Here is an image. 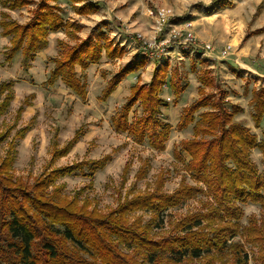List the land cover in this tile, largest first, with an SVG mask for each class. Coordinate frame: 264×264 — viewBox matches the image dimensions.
Here are the masks:
<instances>
[{
    "label": "rangeland",
    "instance_id": "374dc122",
    "mask_svg": "<svg viewBox=\"0 0 264 264\" xmlns=\"http://www.w3.org/2000/svg\"><path fill=\"white\" fill-rule=\"evenodd\" d=\"M29 1L21 8L9 9L3 7L0 0V19L1 12L7 11L11 19L21 24L28 23L41 0ZM89 1L98 3L99 9L89 14H80L76 12L74 5L81 3L73 5L67 0H60L64 19L79 24L81 29L75 31L69 28L55 34L50 33L48 46L38 53L29 69L23 67L20 56L11 62L4 61V52L10 46V37L2 36L0 26V83L15 81V98L8 111L0 117V132H6L13 127L0 146V163L6 156L11 141L15 142L17 159L14 161L12 173L15 178H23V183L30 189L35 181L50 172L47 171L49 166L57 168L82 161L90 163L110 156L103 169L91 174V169L86 165L83 171L60 177L55 183L61 186L58 199H64L65 202L73 204L76 211H84L87 215L90 212L94 215H106L120 203L136 195L147 196L155 192L174 195L183 187H201L200 192L183 198L177 205L169 206L160 215L143 209L129 215L130 223L136 218L141 220L140 227L150 239L161 241L169 236L182 235L175 228L181 219L195 214L208 215L213 209L221 210L209 186L198 181L188 170L190 155L180 150L181 141L195 138V123L192 122L181 130L177 126L184 108L201 96L199 88H205L203 95L215 93L216 99L222 97L220 90L224 91L226 107L230 111L233 105L242 109L233 121L256 135L258 142L263 137L264 116L260 125L256 126L251 115L254 111V92L264 94V0ZM220 1L221 5L224 2L230 5L212 6ZM183 17L189 20L180 22L179 19ZM102 21L107 22L104 29L114 45L125 48L124 55L120 57L125 56L128 60V65L126 63L124 67L133 65V60L137 63L144 58L147 63L141 70L145 72L151 69L155 71L167 60L170 63L169 71L174 74V82L182 90L176 96L171 86L166 85L161 94L166 105L160 118L173 126L164 149L152 147L148 137L140 142L127 131L115 129L113 118L127 101L131 88L128 97L117 98L116 94L103 102L100 96L109 80L116 74L106 80L107 84L103 89L107 73H113L117 69L116 62L113 67L104 68L107 72L92 83L87 80L86 73L97 76L101 68L94 66L87 68L86 72L80 66L77 67L80 77L88 83L86 101L74 93L61 78L53 86L46 82L55 66L54 59L68 46H74L86 39ZM84 28L89 29L86 37L81 36ZM103 56L108 58L105 53ZM138 74L141 75L140 72ZM137 75L134 84L137 82ZM133 76L134 73H130L127 79L132 80ZM204 78L213 79L214 84L204 85ZM150 82L151 80L142 82L141 76L139 83L148 85ZM26 97H29L30 104L25 105L24 112L17 119V110L24 104ZM207 110L213 111L214 108L208 105L200 111ZM143 114L144 107L139 102L130 113V122ZM195 119L199 120V113ZM28 124H32L33 128L24 138L18 137L17 130ZM79 128H83L80 140L67 155L51 165L54 141L57 140L60 147L65 146ZM216 134L219 137L221 130L217 129ZM176 150H180V157L176 156ZM249 156L259 173L263 174L264 155L261 148L254 147ZM20 186L23 187L22 184ZM53 188L54 184L48 191L51 192ZM19 191L11 193L7 198L5 191L0 193V204L3 205L0 207L4 209L0 214V247L4 246L5 249L0 251L2 264H11L9 257L16 255L8 245L11 238L5 223L9 218L8 210L14 207L13 200L18 203L24 201ZM2 198L5 199L4 202H1ZM25 203L29 212L38 219L40 227L63 230L60 223H54L53 219L45 217L44 213L29 202ZM237 205L242 209V216L231 219L238 224V232L229 239L228 245L240 244L247 255V264H263L264 262L256 258L257 248L247 241L245 232L252 219L257 225L264 227V209L261 204L251 201L237 202ZM215 219L214 226L225 223L229 218ZM207 223L208 219L204 218L202 224H205V228ZM54 237L62 240L63 247L72 256L94 261L91 254L93 252L65 239L63 235L54 234ZM38 239L40 238L37 236L36 240ZM111 240L115 243L118 239L114 237ZM118 247L125 255H136L139 261L143 258L137 249L125 247L123 244ZM163 257L167 258V254ZM223 260L225 264H236L237 258L228 250L225 251ZM202 261V258L187 257L181 264H202Z\"/></svg>",
    "mask_w": 264,
    "mask_h": 264
},
{
    "label": "trees",
    "instance_id": "16d2710c",
    "mask_svg": "<svg viewBox=\"0 0 264 264\" xmlns=\"http://www.w3.org/2000/svg\"><path fill=\"white\" fill-rule=\"evenodd\" d=\"M67 1L73 5L81 3L74 5L76 12L80 14H89L99 9L98 3L89 0ZM29 2V0H1L2 6L9 9L21 8ZM59 2L60 0H41L30 21L25 24L11 19L7 11L1 12V34L10 37V46L4 52L5 62H11L16 54L21 52L22 65L25 69H29L37 53L48 46L50 33L69 28L75 31L81 29L79 24L64 19L63 8ZM217 4L221 5V1L212 6L215 7ZM227 5L230 4L224 2L221 6ZM179 20L185 22L189 18L183 17ZM106 23L102 21L97 24L86 39L74 46H68L54 59L55 66L46 81L49 85H55L61 78L83 101L88 99V83L80 77L77 67L86 70L92 64L100 62L104 53L109 59L120 58L125 53L124 47L114 45L110 40L104 29ZM146 63L147 59L144 58L120 69L109 80L100 100L106 102L123 79L130 73L139 72ZM169 67L168 60L161 63L155 69L148 85L139 83L141 75L138 74L137 82L131 87L130 96L122 105L118 115L113 118V125L117 131H127L140 142L148 137L150 145L155 149H164L173 128L170 123L160 118L166 105L161 97L164 87L170 85L176 96H179L182 90L174 82V74L170 73ZM213 81V79H203L204 85L212 86ZM14 85V80L0 83V117L8 111L15 98ZM199 91L201 96L184 108L177 126L181 130L192 122L195 123V138L181 141L180 150L190 155L188 170L198 181L209 186L221 210L213 209L208 215L195 214L181 219L176 223L175 228L179 229L182 235L169 236L161 241L150 239L140 227L141 220L136 218L130 223L129 215L141 209L151 210L160 215L169 206L177 205L183 198L200 192L201 187H183L174 195L157 192L147 196L136 195L120 203L115 210L106 215H94L91 212L87 215L83 213L84 211L80 210L82 213L76 211L77 208L64 199H58L61 186L55 183L60 177L83 171L86 165L91 169V174L103 169L110 156L90 163L82 161L57 168L49 166L47 171L50 172L27 189L23 178H15L12 173L17 151L15 142L11 141L6 156L0 163V193L5 191L7 198L11 193L20 190L18 193H21L24 201L18 203L17 200H13L14 207L8 210L9 218L5 223L11 238L8 245L16 253L15 256L9 257V262L11 264H144V262L181 264L185 258L191 257L202 258V264H225L223 255L229 250L236 256V264H247V255L242 246L236 243L228 245V242L238 232V224L231 219H239L242 216V209L237 202L259 203L264 209V173H259L249 156L254 147L261 148L264 155V131L261 141L258 142L256 135L241 124L235 123L233 119L242 109L233 105L230 111L226 107L227 101L223 99L226 95L224 91L220 90L219 94L222 97L218 99L215 98V93L203 95L202 93L205 92L203 86ZM252 101L254 111L251 116L256 126H259L264 116V94L254 92ZM139 102L144 107L145 114L130 122V113ZM29 104V97H26L24 104L17 110V119L21 117L25 105ZM208 105L214 110L200 111ZM197 113L199 120L195 119ZM11 128L13 127L6 132H0V146L9 136ZM32 128V124L25 125L17 130V136L24 138ZM217 129L221 130L219 137L216 134ZM82 135L83 128H79L74 137L63 147H60L59 142L55 140L50 164L53 165L57 159L67 155ZM208 136L212 137L208 139L206 138ZM180 150H176L177 157H180ZM6 183L13 187H9L10 185ZM21 184L23 187L20 186ZM53 184L54 188L49 192ZM4 201L5 199L2 198L1 202ZM25 202H29L44 213L45 217L53 219L54 223H60L63 230L40 227L38 219L29 212ZM0 209L1 214L4 209L1 207ZM216 217L229 219L214 226ZM204 218L208 219L207 228L202 224ZM245 233L247 241L257 248L256 258L264 262V227L257 225L252 219ZM54 234L63 235L65 239L93 252L91 254L94 261L72 256L63 247L62 240L54 237ZM37 236L40 239L36 240ZM114 237L118 239L115 243L111 240ZM120 244L139 250L142 260L139 261L138 256L130 255L128 252L126 255L123 254L118 247ZM1 250L5 251L4 246L0 247ZM165 254L167 258L163 257ZM0 264H2L1 260Z\"/></svg>",
    "mask_w": 264,
    "mask_h": 264
},
{
    "label": "crops",
    "instance_id": "0c3cea01",
    "mask_svg": "<svg viewBox=\"0 0 264 264\" xmlns=\"http://www.w3.org/2000/svg\"><path fill=\"white\" fill-rule=\"evenodd\" d=\"M59 32V31H58ZM58 32H54V34L55 33H58ZM89 34V29H86V28H84L83 30H82V32H81V36L82 37H86L87 35ZM45 50V49H44ZM41 51H43V50H41ZM40 51V52H41ZM39 53V52H38ZM38 53H37V55H38ZM37 55H36V57H37ZM19 56L22 58V53L21 52H18L17 54H16V56L14 57V59L15 58H19ZM36 59V58H35ZM127 61L128 60H126V57L124 56L123 58H117V59H108V58H106L105 56H103L102 57V59L100 60V62L99 63H96V64H92L89 68H92V67H94V66H99L100 68H101V70L100 71H98V74H97V76H92L89 72L88 73H86L87 74V80L90 82V83H92L93 81H95L97 78H102V75L104 74V73H106L107 71V69H104V68H111V66L113 67V63L114 62H116V64L115 65H118L117 66V69L113 72V73H107V76H106V78H105V80H104V82H103V86H102V88L104 89V87H105V85L107 84L106 83V80L107 79H110L111 78V76L112 75H114L115 73H117L118 71H119V69L121 68V67H124V66H126V63H127ZM136 62V60H133L132 61V63L131 64H134ZM100 63H102V64H100ZM127 65H128V63H127ZM88 68V69H89ZM115 68V67H114ZM78 69V68H77ZM87 69V70H88ZM87 70H86V72H87ZM140 73H141V76H142V82H148V81H150L151 80V78H152V76H153V69H151V71H142V70H140L139 71ZM136 75H137V73H134V76H133V78H132V80H129V79H127V77L125 78V79H123L122 80V82L118 85V87H117V89L112 93V95L111 96H115L116 94L118 95L117 96V98H121V97H128L129 96V94H130V88H131V86L134 84V79L136 78ZM123 87H124V89H123ZM110 98V97H109ZM108 98V99H109ZM108 101V100H107ZM106 101V102H107ZM116 101V100H115ZM24 112V111H23Z\"/></svg>",
    "mask_w": 264,
    "mask_h": 264
}]
</instances>
